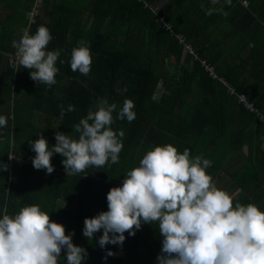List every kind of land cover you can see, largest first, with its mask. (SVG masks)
<instances>
[{"label":"trees","instance_id":"16d2710c","mask_svg":"<svg viewBox=\"0 0 264 264\" xmlns=\"http://www.w3.org/2000/svg\"><path fill=\"white\" fill-rule=\"evenodd\" d=\"M182 2L75 0L71 7L65 0H0V115L8 118L7 127L0 129V164L8 166L6 171L0 168V218L5 209L14 215L24 206L38 205L65 226L66 235L74 232L72 242L88 253L83 264H158L163 238L157 222H142L135 236L124 233L122 247L108 244L103 249L98 244L103 231L89 240L83 227L86 217L108 210V191L122 185L127 171L139 166L148 150L169 143L180 153L189 149L191 158L208 159L207 174L232 196L233 206L253 203L264 211V192L249 201L254 181L264 185L258 177L264 178V152L258 149L264 140L262 83L250 82L248 74L249 56L255 57L259 49L254 44L249 52V41H233L249 37V26L243 23L227 42L236 63L210 66L213 56L192 45L193 54L185 55L191 35L184 34L181 25V19H187L178 9ZM34 7L38 12L28 24ZM240 9L235 21L224 24L248 19V11ZM40 25L52 36L46 51L60 50L56 84L50 87L33 81L31 70L17 66L13 47L22 30L35 34ZM175 35L183 36L184 43ZM81 40L92 57L87 76L70 67L72 49ZM100 98L117 105L111 127L117 134L124 132L119 163L67 176L64 157L53 154L52 174L35 169L29 141L42 135L51 148L57 131L78 139L73 126L96 110ZM125 99L135 105L132 122L116 118ZM70 104L75 110L65 111L61 119L59 106L66 110ZM252 142L255 153L249 152ZM107 251L115 255L104 259ZM59 264H67L64 249Z\"/></svg>","mask_w":264,"mask_h":264},{"label":"clouds","instance_id":"9594fccd","mask_svg":"<svg viewBox=\"0 0 264 264\" xmlns=\"http://www.w3.org/2000/svg\"><path fill=\"white\" fill-rule=\"evenodd\" d=\"M218 2L211 0L213 5ZM225 2L231 5V0ZM214 12L227 15L217 8L207 9L206 15ZM178 36L181 35H175L178 41L184 43L185 38L181 36L180 41ZM51 39L49 29L40 25L35 34L24 29L20 39L13 41L17 66L31 70L33 81L49 87L56 84L55 65L60 56V50L46 51ZM78 43L80 46L72 49L70 67L87 76L92 64L90 48L83 40ZM185 48L186 53L193 54L189 45ZM208 72L214 77L212 67ZM59 107L61 119L65 111L75 110L71 104L66 110L63 105ZM134 107L131 99H125L116 118L134 121ZM116 108L115 103L100 98L96 110H90L73 126L78 139L57 131L56 144L51 148L42 135L29 141L36 154L33 167L52 174L53 154L64 157L67 176L89 167L118 164L124 132L117 134L111 127ZM7 124L8 118L0 115V129ZM7 167L0 164L5 171ZM209 167L211 162L202 155L191 158L189 149L180 153L170 143L153 147L143 155L139 166L127 171L121 186L108 191V210L84 219V237L92 240L102 230L98 240L102 249L108 244L122 247L125 232L135 236L142 222H157L163 238L156 257L158 264H264V211L253 203L236 202L233 206L232 196L218 188L207 174ZM73 235L74 232L66 235L65 226L52 221L38 205L24 206L14 215L5 209L0 218V264H59L62 249L67 264H83L88 253L72 242ZM114 255L107 251L104 259Z\"/></svg>","mask_w":264,"mask_h":264},{"label":"crops","instance_id":"0c3cea01","mask_svg":"<svg viewBox=\"0 0 264 264\" xmlns=\"http://www.w3.org/2000/svg\"><path fill=\"white\" fill-rule=\"evenodd\" d=\"M65 1L71 7L75 5V0ZM241 7L248 11V19L240 23L225 25L224 22L227 20L234 18L235 21L238 18L239 12L242 11ZM209 8L223 9L227 15L214 12L212 15H206L203 18L202 12L206 13ZM178 9H181L187 17V19H181V25L184 34L191 35L188 45H192L198 50H203L205 53H210L214 58L210 66L214 67H217L216 65L220 62L236 63V60L233 59L234 55L227 46V42L232 40L231 36L237 27L243 26V23H245V27L249 26V37L242 36V40L234 38L233 41H249V52L254 48V44L258 47L259 53H256L255 57L249 56L248 74L250 82H257L258 80L262 83L261 94L264 98V0H231V5H228L225 0H219L215 5L211 3V0H183ZM237 11L239 12L237 13ZM194 30L197 31V34ZM191 50L193 51V49ZM205 53H203L204 56H206ZM185 55L188 56L189 54L185 52ZM260 63L261 68L259 71L258 65ZM262 101L264 106V99ZM255 149V142H252V149H249V152L255 153ZM258 149L264 152L263 139L261 147ZM258 177L261 180L264 179L262 174H259ZM250 188L253 189L254 193H249V201L254 202V197L252 196L264 192V185H261V181L260 185L259 181H254ZM259 197L262 198L263 195ZM258 203L263 204L261 199Z\"/></svg>","mask_w":264,"mask_h":264},{"label":"built area","instance_id":"2783aa9c","mask_svg":"<svg viewBox=\"0 0 264 264\" xmlns=\"http://www.w3.org/2000/svg\"><path fill=\"white\" fill-rule=\"evenodd\" d=\"M39 2V0H35V3H38ZM37 8H33V10H32V13H30L29 14V17H28V20H29V24H32L33 22H34V20H33V16H34V14H37ZM178 38H179V40L180 41H183V37H181V36H178ZM209 71L211 70V68H207ZM231 92L233 93V90H231ZM239 101H242V102H244L245 103V97L243 96V95H240L239 96ZM247 107H249L250 108V105H247V104H245Z\"/></svg>","mask_w":264,"mask_h":264}]
</instances>
